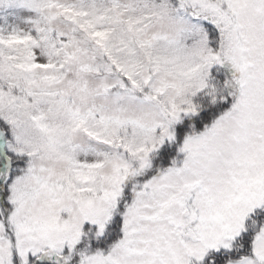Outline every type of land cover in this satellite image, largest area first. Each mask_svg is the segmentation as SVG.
<instances>
[{
	"label": "snow or ice",
	"instance_id": "1",
	"mask_svg": "<svg viewBox=\"0 0 264 264\" xmlns=\"http://www.w3.org/2000/svg\"><path fill=\"white\" fill-rule=\"evenodd\" d=\"M0 264H264V0H0Z\"/></svg>",
	"mask_w": 264,
	"mask_h": 264
}]
</instances>
